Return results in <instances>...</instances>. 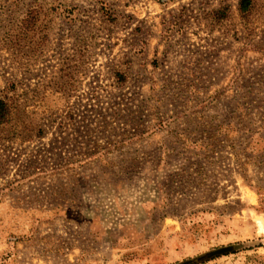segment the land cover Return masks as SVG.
<instances>
[{
	"label": "rangeland",
	"instance_id": "1",
	"mask_svg": "<svg viewBox=\"0 0 264 264\" xmlns=\"http://www.w3.org/2000/svg\"><path fill=\"white\" fill-rule=\"evenodd\" d=\"M0 264H264V0H0Z\"/></svg>",
	"mask_w": 264,
	"mask_h": 264
},
{
	"label": "trees",
	"instance_id": "2",
	"mask_svg": "<svg viewBox=\"0 0 264 264\" xmlns=\"http://www.w3.org/2000/svg\"><path fill=\"white\" fill-rule=\"evenodd\" d=\"M250 7H251V0H238V10L240 14H242V16L249 12ZM7 115H8L7 105L2 100H0V125L5 122ZM231 247L232 246L222 248L219 250H215V251H211V252H207L202 255L196 256L194 258L187 259V260L177 262L174 264H200L204 261L213 259L214 256L216 255H221V254L223 255L225 252L229 251Z\"/></svg>",
	"mask_w": 264,
	"mask_h": 264
}]
</instances>
